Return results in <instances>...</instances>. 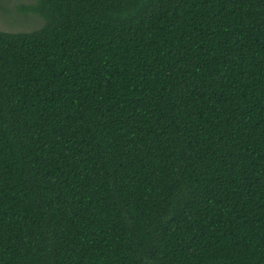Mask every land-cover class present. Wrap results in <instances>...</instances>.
<instances>
[{"label":"trees","instance_id":"trees-1","mask_svg":"<svg viewBox=\"0 0 264 264\" xmlns=\"http://www.w3.org/2000/svg\"><path fill=\"white\" fill-rule=\"evenodd\" d=\"M0 30V264H264V0H36Z\"/></svg>","mask_w":264,"mask_h":264},{"label":"rangeland","instance_id":"rangeland-1","mask_svg":"<svg viewBox=\"0 0 264 264\" xmlns=\"http://www.w3.org/2000/svg\"><path fill=\"white\" fill-rule=\"evenodd\" d=\"M36 0H0V30L17 32L39 28L44 19L39 13L28 10L27 6Z\"/></svg>","mask_w":264,"mask_h":264}]
</instances>
